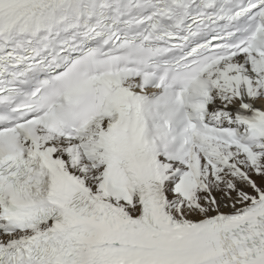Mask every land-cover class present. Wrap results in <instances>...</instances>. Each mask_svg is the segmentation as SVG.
Here are the masks:
<instances>
[{
    "label": "snow or ice",
    "instance_id": "snow-or-ice-1",
    "mask_svg": "<svg viewBox=\"0 0 264 264\" xmlns=\"http://www.w3.org/2000/svg\"><path fill=\"white\" fill-rule=\"evenodd\" d=\"M0 264H264V0H0Z\"/></svg>",
    "mask_w": 264,
    "mask_h": 264
}]
</instances>
